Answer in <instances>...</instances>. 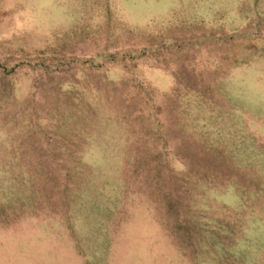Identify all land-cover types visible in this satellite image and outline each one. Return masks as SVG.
I'll use <instances>...</instances> for the list:
<instances>
[{
  "label": "rangeland",
  "instance_id": "rangeland-1",
  "mask_svg": "<svg viewBox=\"0 0 264 264\" xmlns=\"http://www.w3.org/2000/svg\"><path fill=\"white\" fill-rule=\"evenodd\" d=\"M0 264H264V0H0Z\"/></svg>",
  "mask_w": 264,
  "mask_h": 264
}]
</instances>
